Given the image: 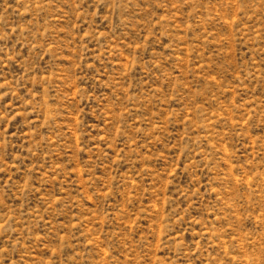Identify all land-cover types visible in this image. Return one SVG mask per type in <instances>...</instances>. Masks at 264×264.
I'll return each instance as SVG.
<instances>
[{"label":"rangeland","instance_id":"374dc122","mask_svg":"<svg viewBox=\"0 0 264 264\" xmlns=\"http://www.w3.org/2000/svg\"><path fill=\"white\" fill-rule=\"evenodd\" d=\"M0 264H264V0H0Z\"/></svg>","mask_w":264,"mask_h":264}]
</instances>
